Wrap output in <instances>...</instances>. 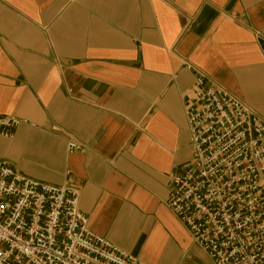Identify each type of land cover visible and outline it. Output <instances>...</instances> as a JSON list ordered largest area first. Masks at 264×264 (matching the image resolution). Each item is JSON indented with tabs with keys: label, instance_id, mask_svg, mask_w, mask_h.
<instances>
[{
	"label": "crops",
	"instance_id": "1",
	"mask_svg": "<svg viewBox=\"0 0 264 264\" xmlns=\"http://www.w3.org/2000/svg\"><path fill=\"white\" fill-rule=\"evenodd\" d=\"M263 49L264 0H0V115L27 121L0 160L69 181L89 230L143 264H213L166 206L191 159L183 64L264 122Z\"/></svg>",
	"mask_w": 264,
	"mask_h": 264
},
{
	"label": "built area",
	"instance_id": "2",
	"mask_svg": "<svg viewBox=\"0 0 264 264\" xmlns=\"http://www.w3.org/2000/svg\"><path fill=\"white\" fill-rule=\"evenodd\" d=\"M183 66L196 74L183 99L191 159L169 176L166 206L213 264H264V122ZM23 124L0 115V139ZM78 201L69 181L38 182L0 160V264H143L90 231Z\"/></svg>",
	"mask_w": 264,
	"mask_h": 264
}]
</instances>
